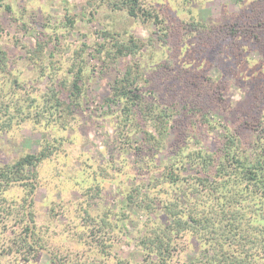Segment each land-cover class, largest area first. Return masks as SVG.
Wrapping results in <instances>:
<instances>
[{
  "label": "rangeland",
  "instance_id": "obj_1",
  "mask_svg": "<svg viewBox=\"0 0 264 264\" xmlns=\"http://www.w3.org/2000/svg\"><path fill=\"white\" fill-rule=\"evenodd\" d=\"M116 1L0 0V90L6 96H15L14 102L23 107L22 111H17L14 103L5 102L0 108L3 122L12 118L10 126L0 129V166L14 162L28 152L38 151L47 141H61V144L55 143L59 148L39 169L40 185L34 196L37 214L34 230L44 235V242L40 243L41 248L38 245L37 252L26 251L28 261L16 252L2 255L12 236L6 232L0 237V264L98 263L91 258L95 257L93 253L89 256L85 253L86 245L76 243L71 237V231L65 227L68 219L63 215L53 217L60 212L57 204L61 202L65 203L64 209L70 219L75 218L73 209L79 208L80 204L93 205V213L102 214L111 208L129 214L120 222L122 227L116 214L110 217L117 222L114 246L108 251L106 260H99V264H118L119 259L125 264H148L143 249L137 244L139 229L147 217L141 209L127 204L126 195L143 183L144 191L150 195L146 201L156 208L150 215L154 220L159 202L154 203L150 198L159 187L152 189V186L163 180L160 173L165 165L164 153L159 154L158 161L140 166L130 143L141 146L143 137L138 131L127 134L128 138L121 137L117 127L120 120L115 113L117 106L113 104L110 108L104 99L112 94L114 78L123 76L137 61L142 64L139 65L141 70L146 67L154 77L149 81L144 79L147 76L139 78L137 83L146 87V102H152L159 110H167L171 101H178L180 92H184L188 84L192 94H199L202 89L205 93L210 91L214 97L218 88L222 90V107L220 105L212 116L223 125L225 114L230 122V118L241 120L245 146L257 135L264 142V0H139L141 7L146 8L144 10L159 13L161 19L166 17L160 25L146 21V12L140 11L138 16H133L127 10L113 8ZM69 18L73 20L72 26L67 25ZM194 20L205 30L188 31L187 23ZM229 22L241 27L255 24L256 27L249 28L248 33L232 43L207 32V26ZM167 25L171 27L168 29L170 35L164 42L154 32ZM174 28L178 31L172 35ZM152 37L154 43L150 41ZM131 38L142 42L141 52L135 56L128 53L110 59L108 53L96 50L99 43L106 42L105 49H109L111 44ZM39 41L45 44L43 69L41 60L34 63L36 59L33 61L29 57ZM82 48L84 54L78 60L86 62L88 77L82 83L80 105L63 103V109L52 113L44 111L42 94L49 92L53 84L58 87L62 84L60 81L72 77L68 69L74 61V51ZM153 86L156 89L151 91ZM32 98L36 99L32 101ZM6 104L8 107L4 108ZM36 110L43 112L38 115ZM254 116H262L263 123L256 119V127L252 130L244 122ZM217 130L203 136L199 143L181 139L180 134L177 138L170 132L165 141V152L169 153L175 145L186 151H212L217 144V134L221 133ZM188 173L192 170L183 169L180 174ZM163 186L166 199L174 190L164 182L160 187ZM23 195L19 185L6 192L9 199H21ZM118 214L122 216L121 212ZM160 216L159 224L166 225L164 220L168 218ZM78 221L83 224L84 220ZM254 225L255 221L253 224L246 222L241 233L264 236V227L257 230L251 227ZM229 228L225 231L228 239L224 240L227 249L232 244L230 233L234 232ZM174 242L168 264H207L206 246L197 237L175 235ZM152 259L155 263L160 261L156 256ZM255 264H264V258L255 259Z\"/></svg>",
  "mask_w": 264,
  "mask_h": 264
},
{
  "label": "trees",
  "instance_id": "obj_2",
  "mask_svg": "<svg viewBox=\"0 0 264 264\" xmlns=\"http://www.w3.org/2000/svg\"><path fill=\"white\" fill-rule=\"evenodd\" d=\"M113 5V8L127 10L133 16H138L140 11L146 12L147 16L144 19L154 22L155 25H160V22L166 19V17L161 19L159 13L152 14L150 11L144 10L146 8L141 7L139 0H117ZM67 25L72 26L73 20L69 18ZM168 25L166 28L162 27L154 32L158 39L161 38L164 42L168 41L167 38L170 35L168 29L171 27ZM187 26H189L188 31L190 32L201 29L197 20L187 23ZM255 27V24L241 27L237 23L229 22L207 26V32L214 37H223L232 43L240 35L248 33ZM183 28H186L185 25ZM204 30L201 29L200 32ZM176 31L178 29L174 28L172 35ZM103 34L110 35L108 32ZM253 35L257 37L256 33ZM153 40L152 37L150 41L153 42ZM105 44L107 43H99L96 50L108 53L110 59H116L128 55V53L135 56L142 49V42L135 38L126 42L117 41L111 44L109 49H105ZM44 46L45 44L39 41L29 56L33 61L36 59L34 63L38 59L42 61L40 62L41 69L44 68L42 67ZM84 50L82 48L74 51V61L68 69L72 77L69 80L60 81L62 84L59 83L58 87L53 84L49 92L42 94L41 98L44 100L46 109L44 111L52 113L60 108L63 109V103L67 106L80 105L79 101H81L84 90L82 83L88 77L85 70L86 62L78 60L82 59ZM1 61L2 56H0ZM139 65L142 64L137 61L135 65L126 69L123 76L114 78L112 94L104 99L110 108L113 104L117 106L115 113L120 120H118L117 127L121 137H126L132 131H138L143 137L141 146L130 143V147H133L135 151V161L140 166L145 167L158 161L159 154L164 153L165 165L160 173V178L163 180L161 183H155L154 187L152 186L154 189L159 185L153 191L156 194L150 198L154 203L159 202L157 205L155 204L158 208L154 220L150 215L155 207L150 201H146L150 195L144 191L146 186L143 187V183H139L141 186H136L126 195L127 204L141 209L147 217L142 222L137 235V244L143 249L145 261H148V264H168L175 245L174 236L189 234L197 237L206 246L204 251L208 258L207 264H255V259L264 258V236L251 235L249 232L242 234L241 227L246 222L253 224L254 221L256 225L251 226L253 229L259 230L258 227H264L263 139L260 141L261 137L257 135V138H252V142L245 146L242 140L245 131L242 130L244 125L241 124V120L230 118V122L229 116L225 114L224 121L226 123L223 125L216 116H212V113L220 105L222 107V90H218V88L214 91V97L209 93L210 91L205 93L202 89L199 90V94H192L188 84L185 91L180 92L178 101H171L167 110H159L152 102L145 101L146 87L137 84L140 81L139 78L147 76L144 78L147 81L154 78L146 67L143 66L144 68L141 70ZM14 82L17 81L14 80ZM187 88L189 89L187 90ZM155 89L156 87L153 86L151 91ZM211 89L209 86V90ZM1 91L2 89L0 90V108H3L2 105L7 102L14 103L15 107L17 106V111L23 110V107L19 105L21 103L14 102L15 96L11 98ZM35 99L32 98V101ZM6 107H8L7 104L4 105V108ZM42 112L36 110L38 115ZM263 117L254 116L253 120H245V126L254 130L257 124L256 119L263 123L261 120ZM1 119L0 114V129L11 125L12 118L9 117L8 122H3ZM5 123L8 124L4 125ZM217 129L221 133L217 134V144L212 151L208 149L186 151L176 148L177 145H175L169 150V153L165 152L167 149L165 141L169 138L170 132H174L177 138L180 134L181 139L187 138V140L199 143L203 136L211 132L214 133ZM55 143L61 144V141L56 139L52 142L47 141L46 145L38 151L28 152L14 162L0 166V237L6 232L12 235L9 238L10 243H5L2 255L16 252L28 261L26 251L37 252L38 245L44 242V235L41 236L34 230L37 223L34 196L40 185V167L59 148ZM179 145L181 146L182 143ZM183 169L187 172L192 170V173L181 175ZM163 182L173 186L174 190V193L170 192L171 195L166 199L162 192L165 187H160ZM14 185L22 187L24 195L21 199L7 198L6 192ZM97 189L99 188L97 187ZM57 206L60 212L55 213L53 217L63 215L68 219V224L65 227L71 231V237L77 241L76 243L87 246L85 253L88 256L93 253L95 257L91 258L94 262L98 260L97 264L100 263L99 260H106L109 255L108 251L114 246V235L117 233L114 226L117 222H114L110 217L116 214L120 225V222L126 220L129 214L124 211H113L111 208L103 211L102 214L93 213L91 211L93 205L80 204L79 208L73 209L75 218L70 219L64 209L65 203L61 202ZM121 210H123V206ZM120 212L122 216L118 214ZM160 215L168 218V220H164L166 225L163 224L164 221L161 222L164 226L159 224L162 219ZM79 219L84 220L83 224H79ZM120 227L122 226L120 225ZM227 227L234 230L232 234L230 233L232 244L229 249L224 247L226 244L224 240L228 239L226 238L227 232H225L228 231ZM75 228L79 230H75ZM211 239L214 242L209 241ZM76 243L75 245H78ZM210 244L211 246H209ZM261 250L263 252L260 254ZM152 256H156L160 261L155 263ZM118 264L125 263L119 259Z\"/></svg>",
  "mask_w": 264,
  "mask_h": 264
}]
</instances>
